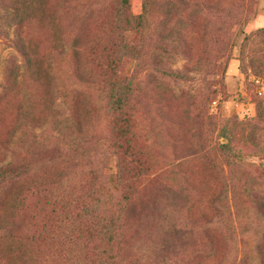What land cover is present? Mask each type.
<instances>
[{"label":"trees","instance_id":"16d2710c","mask_svg":"<svg viewBox=\"0 0 264 264\" xmlns=\"http://www.w3.org/2000/svg\"><path fill=\"white\" fill-rule=\"evenodd\" d=\"M254 4L0 0V38L15 54L0 81V116L15 104L0 142V264H123L124 253L125 264H137L126 256L138 240L133 211L159 178L165 204L179 214L163 218L166 236L179 235L185 247L194 232L189 264H264V132L256 135L254 121L209 113L217 67L207 28L221 25L217 41L230 54L239 33L232 28L250 21ZM240 47V62L248 58L260 78L264 30L245 35ZM190 73H204L206 90H183L199 81ZM141 98L152 112L146 131L135 115ZM101 111L111 132L93 143ZM51 118L70 122L84 141L33 163L18 146L45 152L20 134L30 137ZM137 136L166 151L164 167L142 159ZM253 157L260 162L247 161Z\"/></svg>","mask_w":264,"mask_h":264},{"label":"rangeland","instance_id":"374dc122","mask_svg":"<svg viewBox=\"0 0 264 264\" xmlns=\"http://www.w3.org/2000/svg\"><path fill=\"white\" fill-rule=\"evenodd\" d=\"M254 2L255 4L249 11L250 21L239 28H232V31H239V33L230 54H227L224 50L226 42L217 41V38L221 39L223 36L217 29L218 25L219 27L221 25L216 23L207 28L210 52H212V62H214L212 68L217 67L214 72H211V78H209L211 81L210 86L216 91V95L212 97L209 106V113L220 119L236 118L240 122L254 121L252 127L253 125L257 126L255 132L256 135H259L261 132H264V84L262 87L263 95L259 97L256 95L251 82L253 74L250 69H248V58L245 59V62H240L239 60V53L241 50L240 44L244 36L257 30H264V0H254ZM201 26L202 23L198 27ZM240 28L242 29L240 30ZM252 48L253 44L248 46L246 50L248 51ZM13 55H15L14 52L9 49L0 38V81L3 76L6 61ZM183 64L184 61H179L174 64L173 69H179ZM65 70L68 72L62 74L60 82L66 87V85L72 84V80L70 78V70L68 66L63 71ZM190 76L195 77L199 81L195 82L192 87L183 88L184 91L190 90L192 93V91L197 88H203V90H206V85L202 83L204 73H190ZM260 78H262L264 82V75L260 76ZM144 87H146V85H144ZM135 103V115L139 120L141 119L140 123L143 126V131H146L151 126L150 120L152 112L146 105L144 98L135 101ZM14 107L15 104L12 101L8 106L7 111L0 116V142H3L2 140L5 139L6 133L11 126ZM95 119L96 128L91 141L93 143L96 142V140L99 141L101 137L103 138V136L108 135L111 132L109 116L103 111L96 113ZM20 136L23 137L24 141L28 142L27 146L36 145L41 148L42 152H45L42 156L37 157V154L28 151L27 147L23 148V146H18L17 152L22 155L28 154L29 159L33 163H41L40 159L44 155L50 157H60L65 155V152L63 151L64 147L73 150L74 143L84 141L77 137L75 129L72 128V124L61 118H51L43 128L35 129L30 137L22 136L21 134ZM136 141L140 144L139 149L142 151V159L146 161L152 169H155V171L160 167H164V164L170 160L166 151L148 145L138 136ZM223 142L224 140H222V143ZM70 153L71 152H69V154ZM247 161L255 162L256 164L260 162L258 158L254 157L248 158ZM162 191L163 187L161 186L159 178L150 185L146 192L140 195L133 211V216L137 219L136 222H138L136 226V237L138 240L135 243L133 250H129V252L126 253L127 259L129 262H135L137 264L194 263L192 257H188V254L193 250V247H191L193 246V239L190 237L194 235V232L185 239V247L182 244L181 238L176 239L179 235L175 236L173 239L170 237L172 240L170 238L168 239L166 236L167 231L164 229L165 227H162L164 224L163 218L166 215L174 222L176 220L174 216H179V214L175 213L176 211H174V209L169 208L168 201H166L165 204ZM194 202H196V200L190 203ZM34 211L35 209L32 206L27 209V213L23 217L24 226L29 227L30 217L35 215ZM170 244H173L174 247L167 250V247ZM220 246L222 250V243ZM183 251L186 252L183 253ZM123 258V264H125V253ZM188 258L189 261L187 260Z\"/></svg>","mask_w":264,"mask_h":264},{"label":"built area","instance_id":"2783aa9c","mask_svg":"<svg viewBox=\"0 0 264 264\" xmlns=\"http://www.w3.org/2000/svg\"><path fill=\"white\" fill-rule=\"evenodd\" d=\"M251 82L254 85L256 95L262 96L263 95L262 87L264 84L263 80L259 77H251Z\"/></svg>","mask_w":264,"mask_h":264}]
</instances>
